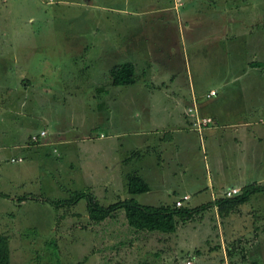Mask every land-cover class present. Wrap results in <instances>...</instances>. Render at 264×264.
<instances>
[{
	"label": "rangeland",
	"instance_id": "1",
	"mask_svg": "<svg viewBox=\"0 0 264 264\" xmlns=\"http://www.w3.org/2000/svg\"><path fill=\"white\" fill-rule=\"evenodd\" d=\"M169 1L0 0V85L16 84L19 75L29 78L32 85L27 89L19 87L18 94L23 96L13 101L17 106L12 103L11 110L18 121H31L37 132L42 127L48 134L63 129L66 136H78L80 144L72 156L62 161L60 149L52 146L42 150L48 157L46 161L36 156L32 162L25 161L16 149L8 146L18 127L9 129L8 116H0V142L7 144L0 153L8 158L1 162L4 156H0V185L3 180L7 183L6 178L13 174L27 181L8 187L26 198L16 202L0 197V232L9 236V264H184L186 259H191L192 264H264V191L256 192L255 197L239 205L231 216L235 222L228 216L219 217L214 208H208L192 219H178L171 233L135 230L127 225L122 210L100 222L92 221L87 216L84 198L73 206L60 207L44 200L68 198L74 191H86L102 204L133 197L139 203L171 205L175 201L166 202L187 192L189 198L184 204L193 206L209 196L208 188L201 192L186 189L194 178L202 180L206 187L204 170L209 151L199 141L189 166L180 169L177 164L164 162L163 176L150 177L151 189L128 193L126 172L139 169L140 158L134 159L136 152L124 161L129 154L120 153V143L130 140V148L139 147L142 136L125 132L115 137L112 129L117 126L116 118L124 113L132 117V123L123 121V127H143L149 120L140 114L143 112L137 104L143 98L136 89L141 91L145 84L158 86L166 81L155 78H164L176 70L183 84L188 81L196 89L195 101H206L209 110L222 116L220 107L225 98H230L224 96L232 91L228 89L231 85L223 87L222 77L235 58L242 60L248 56L256 57L253 63L256 79L248 73L247 66L246 72L253 78L257 107L254 115L261 113L262 103H256V98L260 99L264 90V0H208L210 5L194 0L196 15L192 31L184 29L179 17H168L166 11H161ZM226 12L228 19L239 20L224 21ZM254 21L255 34L247 38L244 30L252 27ZM237 23L244 26L241 34L248 42L247 49L254 48L255 55L248 50H229L232 39L225 38L230 29L223 32L221 27ZM207 28H212V32ZM217 36H221L218 48ZM124 38L129 39L126 44L129 48L121 50ZM142 54L147 56L142 58ZM149 59L153 60L150 64ZM122 61L134 63L135 82L109 84L107 69ZM143 68L146 71L139 78ZM198 86L203 87V92L197 91ZM209 88L217 90L210 100L204 98ZM180 89L185 93V85ZM161 93L156 92L149 99H166ZM152 101L157 110L167 107L162 119L171 125L175 106ZM98 102L106 107L99 118L108 117V120L92 126V139L84 142L80 139L88 134L93 118L98 116ZM50 113L49 122L41 118L42 114L49 117ZM82 154L86 156L82 158ZM17 155L22 157L21 161L10 160ZM54 157L59 164L49 162ZM230 163L229 177L222 180L223 186L229 184L230 176H236L238 170L237 161ZM245 164L248 169L250 165L247 161ZM174 169L175 174L171 172ZM262 174L261 179L264 169L256 165V180ZM256 182L264 185V179ZM172 188L175 191L168 192ZM215 195L211 197L214 199Z\"/></svg>",
	"mask_w": 264,
	"mask_h": 264
},
{
	"label": "crops",
	"instance_id": "2",
	"mask_svg": "<svg viewBox=\"0 0 264 264\" xmlns=\"http://www.w3.org/2000/svg\"><path fill=\"white\" fill-rule=\"evenodd\" d=\"M203 1L206 3V5L207 4L210 5L211 1L209 3L208 0H203ZM244 7L245 6H243L242 7L243 9L241 8V10L244 11ZM162 8L163 10L161 11H166L165 13H167L168 17L169 16L179 17V20L184 24V29H189L190 31L194 29V26H191L193 25L192 22L194 21L196 15L195 14L196 11L194 10V0H170L169 3L165 4V6H163ZM203 10L204 12L206 11V9ZM211 11L212 8H210V13ZM213 12L214 11H212V16H213ZM227 13L228 12H226L224 15V19H223L224 21L228 19V15H226ZM219 20L221 21V16ZM228 20L230 21V23H233L235 21H238L239 19L234 17L233 19L231 18ZM255 25L256 24L254 21L253 26L250 27L248 31L247 29L244 30L243 25L239 26L238 23L232 25L233 27L231 25L229 26L227 24H222L223 27L221 28L223 29L222 30L223 32L224 31L227 32V30L230 29V32L227 33L229 34L228 36L229 38L228 37L225 38L229 40L232 39V42L229 44L230 45L229 50L237 51L238 49H240L241 51L244 50L247 51L248 42L246 39H244L245 35L243 33L242 35L241 31L244 30L245 33L247 32V38L252 37L254 36L256 31ZM212 28H207V29L208 31L212 32L213 30ZM125 35L126 33L124 34V36ZM125 38L121 40L124 41L123 45L120 48L121 50L129 48L126 45L129 39H125ZM220 40H221V36H217L215 43L217 48L219 47ZM121 41L118 40L117 42H121ZM245 43L246 45L243 46V44ZM254 50H255L254 48H251L248 51L251 52V55H255L253 54ZM140 56L142 58L143 57L145 58L147 55L142 54ZM170 56H169V60L171 58ZM252 58H253L252 56L245 57L242 60L235 58V61H233L232 66L228 67L226 74L224 75V77H222L224 81L223 87L226 88L231 85L228 89H232L231 92L227 93L224 96L230 98H225L227 100L223 101L220 107V112L223 114L222 116L219 113L212 112L211 110H209L208 106L206 105L207 103H205L206 101L204 102L195 101L194 93H196V89L191 87L188 81H186V83L183 84L182 80L179 79L178 77V74L176 72L177 70L175 72L170 73L168 76L164 78L162 77L155 78L159 80L163 79V81H166L159 83L158 86L153 85L151 87L150 85L145 84L144 85L145 88H141V91L136 89L137 92H140L138 94L142 95L143 98L142 103L137 104L140 106V109L143 112V115L142 113L140 114L149 121L143 127L140 128H132V129L125 128L122 126V122L126 121L127 123L131 124L132 117L129 114L126 117L124 113L123 115H119L118 119L116 118L117 126L114 129H112L114 132L112 135L115 137H119L123 135L125 132L127 133L133 132V136L138 134L144 138L142 139L141 137V139L138 141L139 147H135V148L129 147L131 144L130 140L128 141L129 144L125 140L122 141V143H120V149H121L120 153L123 152L124 154L127 153L129 154L124 157V161L128 160L130 154L135 155L136 152H138V154L134 159L138 160V157L140 158L138 160L140 163L139 164L140 168L139 169L136 168V170L133 169L131 171L128 170L126 173L128 174L131 172H136L148 183L149 189H151L150 183L152 182L150 180V177L156 175L155 177H157L158 179L163 176L161 174V171L163 170L162 167L164 162L166 163L172 162L173 164H177L178 168L180 167V169L189 166V164L191 163L190 161L194 156L192 152L196 151V145L199 141L205 143V145L208 148L207 151H209L208 156L206 158L207 162H205V170H204V174L206 173L207 175V183L205 182L206 187L204 186V183H202V180H198L197 178H194L190 181L191 185L187 186L186 189L188 192L191 191L201 192L203 189L208 188L209 196L205 198L204 201H201L200 203L195 204L193 206L200 205L202 203L213 200V198L211 197V194L213 195V193L214 195L216 194L215 195L216 197L219 195H224V190L226 189L235 187L241 190V188L247 184L256 182L257 180L261 182L264 179V178L263 179L260 178L261 176H263V174L259 175L256 180V165L258 166V168L264 169V163H263L264 161V90H263V95L259 96L260 99L256 98V103H262V105L259 108V110H261V113H258L255 116L254 111L256 104H254L255 103L254 95H253L254 87L252 82L253 78H251V76L248 74L250 73L253 76L256 74V71H253L254 69H256L255 65L253 64L255 63L256 57H254L253 59ZM152 61L153 60L150 59L147 60L148 64H150ZM246 66L250 70L248 73L246 72L247 71ZM145 71L146 70L143 68L142 71L139 72L141 75L139 76L137 74L139 78L143 77ZM199 74L201 73L199 72ZM41 76L43 75L41 74ZM22 79L25 80L22 81ZM254 79H256V75L254 76ZM171 82H173V84ZM109 84L112 83H110L109 81ZM184 85H185V93L183 92V90L180 89V88L184 89ZM19 87H21V89H27V87L31 88L32 87L31 80L29 78H26V76L19 75V77L16 79V84L11 85L8 83V84L0 85V116L1 115L5 117L8 116L7 118L10 120L9 129L13 128L14 126L18 127V132L16 133L15 138H12L10 140L8 146H11L14 149H16L19 152L18 155H22L23 160L25 161L29 160L31 162L34 160L35 156L40 158L41 161H46L48 157H46L45 152L42 150L50 146H52V148L55 147L57 150L60 149V153L62 154L60 161H62L64 157L72 156V153L77 151V146L80 145L78 142L79 139L77 138L78 136H66L63 134L64 132L63 129H59V128L54 130V132L52 133L48 134L45 132L44 135H39V132L45 128L42 127L37 132V130H35L34 127L32 126L31 121H21V119L20 121H18L16 119L15 116L16 114L11 110V108H13L14 106L12 107L11 104L16 101H19L20 98L23 96L21 94H18V92L20 91ZM186 87H188V89H186ZM45 88L48 89L47 87ZM100 89H98V91H101ZM150 89H154L156 90V92H162L161 95L164 94L166 99L162 100L161 97H158L155 101L150 100L149 96L153 97V94L156 93V92L153 93ZM211 89L215 90L214 88H209L204 93L205 96L203 94L205 99L210 100L209 98H212V96L217 94V90H215L214 94H211L210 96L207 97L206 94ZM202 90L203 87L198 86L197 91L203 92ZM43 92L45 94L48 93L47 91H43ZM158 94L159 93L155 94V96ZM158 100L161 102L159 103V105L161 104L163 106L164 104H166V106H169L173 104L175 106L176 109V113L174 115L175 119L171 125L165 124L164 120L162 119V116L164 115L163 111H165V108L167 107H162L161 109L157 110L156 108H154V104L151 103V101L155 103ZM244 100H246V104L243 103ZM38 101L40 102L39 99ZM193 101L194 103L196 102L195 105L197 104L196 108L198 107L197 112L200 116H209L212 118V122L203 126L200 130L193 127L192 125L193 115H191V113L188 112V108H187L188 106L193 104ZM96 109L97 111H99L97 114L98 116L93 118L94 123L93 125H90V128L92 126L96 127L97 125H100L101 121L108 120V117H105L103 119L102 117L99 118V116L102 115L101 110L102 111L106 110V107H104L101 104V102H98V106ZM185 110L187 111V113ZM30 117L32 116L30 115ZM42 117L43 120H47L49 122L51 118V113L49 117H47V115L44 114L41 115V118ZM155 119L159 120L160 123L159 122H158L159 124L155 123ZM118 124L121 125V127L120 126L118 127ZM7 129H8V125H7ZM86 133L88 134H85L86 136L85 137L83 136V138H81L80 140L86 142L92 139L91 136L93 133L92 128L89 129V131ZM32 134L38 135L36 140L30 139V136ZM197 136H199V138H197ZM114 140L118 142V138H115ZM5 146H7V144H4V142H0V150L5 148ZM0 156H4V154L0 153ZM81 156L82 158H84L86 155L82 154ZM7 159H8L7 156L6 157L4 156V159H2L1 162ZM232 160L238 162L237 165L238 170L234 173L236 176H230L232 177L231 178L232 180L229 181V184L223 186L224 184L222 180L225 181V179L229 177L228 170L231 169L230 162ZM51 161H53L55 165L59 164L57 162H60L55 157L53 160L49 159V162ZM245 161H247L248 164L250 165L248 169H246ZM171 172L175 174L176 170L174 169ZM218 177L221 181L217 180ZM6 181L7 183H5V181L3 180V184L0 185V197L7 198L10 201L17 202L18 196L23 194L14 193L13 190L11 189L12 187L10 188L8 187L13 185L15 186V185L23 184L27 181L25 179L22 180L20 175H15V174L7 177ZM170 191H175V188L168 190V192ZM185 194H187V192ZM255 196H256V192L251 194L249 198H253ZM28 197H29L28 199L33 200V197L30 196ZM179 197L180 196H178V198ZM176 199H173L172 201L170 200L169 202L166 203L174 202ZM34 200L41 201L40 198L39 199L35 198ZM184 203L185 202L183 201V205H185ZM159 204H164V203H159ZM188 207H192V206H188ZM209 208H214V210L218 215L215 206H211ZM232 214H234V211L227 215L228 219L232 216ZM227 216L221 218H225ZM231 219L232 222H235V220L232 217Z\"/></svg>",
	"mask_w": 264,
	"mask_h": 264
},
{
	"label": "trees",
	"instance_id": "3",
	"mask_svg": "<svg viewBox=\"0 0 264 264\" xmlns=\"http://www.w3.org/2000/svg\"><path fill=\"white\" fill-rule=\"evenodd\" d=\"M108 79L113 85L132 84L135 81L134 63L122 61L111 65L107 72ZM126 188L130 194L145 192L149 189L148 183L136 172L128 173L126 176ZM264 191V185L252 182L241 188V190L230 196L219 195L213 200L200 205L188 207L177 206L175 203L151 205L139 203L133 197L118 198L107 204L100 203L93 194L86 191H74L68 198L50 200L44 198L55 206H73L81 198L86 201L85 208L90 220L100 222L107 217L113 216L118 210H122L126 223L135 230L160 231L163 233L174 232L177 220H189L200 212L211 206H215L220 217L227 216L235 211L239 205L248 201L251 194ZM20 195L17 200L26 198ZM243 258V257H242ZM10 249L9 236L0 232V264H9Z\"/></svg>",
	"mask_w": 264,
	"mask_h": 264
},
{
	"label": "built area",
	"instance_id": "4",
	"mask_svg": "<svg viewBox=\"0 0 264 264\" xmlns=\"http://www.w3.org/2000/svg\"><path fill=\"white\" fill-rule=\"evenodd\" d=\"M214 90L211 89L207 92V97L210 96L211 94H214ZM188 112L191 113V115H193V121H192V125L194 128L200 130L203 126L207 125L208 123L212 122V118L209 117V116H200L197 112V108H196V105L195 103L193 102V104H191L190 106H188ZM45 134V131L44 130H41L39 132V135H44ZM38 137L37 134H32L30 136V139L31 140H36ZM11 161H15V160H22V157L18 156L17 158H13L11 157L10 158ZM239 192L238 191V188H235V187H232V188H229V189H226L224 190V195L226 196H230L232 194H235ZM188 198V195L187 194H183L181 197H179L178 199L175 200V205L177 206H180L183 204V201L185 199ZM184 264H192V261L191 259H186L184 261Z\"/></svg>",
	"mask_w": 264,
	"mask_h": 264
}]
</instances>
